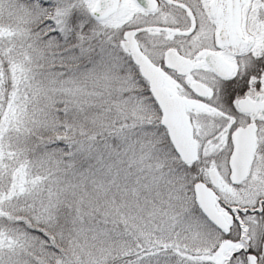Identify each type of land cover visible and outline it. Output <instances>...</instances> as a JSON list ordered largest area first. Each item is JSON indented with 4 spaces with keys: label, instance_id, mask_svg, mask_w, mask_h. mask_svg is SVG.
<instances>
[{
    "label": "snow or ice",
    "instance_id": "snow-or-ice-1",
    "mask_svg": "<svg viewBox=\"0 0 264 264\" xmlns=\"http://www.w3.org/2000/svg\"><path fill=\"white\" fill-rule=\"evenodd\" d=\"M0 264H264V0H0Z\"/></svg>",
    "mask_w": 264,
    "mask_h": 264
}]
</instances>
